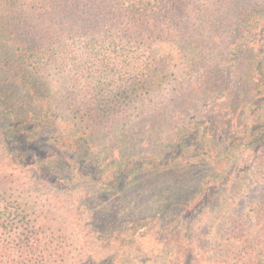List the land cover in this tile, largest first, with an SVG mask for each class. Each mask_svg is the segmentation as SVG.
<instances>
[{"label":"trees","instance_id":"trees-1","mask_svg":"<svg viewBox=\"0 0 264 264\" xmlns=\"http://www.w3.org/2000/svg\"><path fill=\"white\" fill-rule=\"evenodd\" d=\"M260 8L0 0V264H264Z\"/></svg>","mask_w":264,"mask_h":264},{"label":"rangeland","instance_id":"rangeland-1","mask_svg":"<svg viewBox=\"0 0 264 264\" xmlns=\"http://www.w3.org/2000/svg\"><path fill=\"white\" fill-rule=\"evenodd\" d=\"M259 11H264V9H261V8H260ZM61 83H63V80L60 79V78H57V79H56V84L59 85V84H61ZM38 187H39V190H40L41 192H43V193L49 195L50 197H53V199H54L55 197H57V196H59L60 198H63L62 201H64L66 205H70V204H72V202H73V196H74V198L76 197V195H72V196H71V195H67L66 193L64 194V193H62V191L55 192V191L51 190V187H44V186H42V185H38ZM59 197H58V198H59ZM44 199H46V197H44ZM206 221H207V219L205 220V222H206ZM205 222H204L203 226L206 225ZM136 249H137V248L135 247V249H133L132 251H129V252L140 254V252L143 251L144 253H145V252H149V253H151V254H153V255H156V253H152V252H150V251H152L153 249H150L149 251H147V250H145V249H140L141 251H140V250L137 251Z\"/></svg>","mask_w":264,"mask_h":264}]
</instances>
